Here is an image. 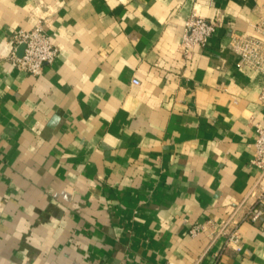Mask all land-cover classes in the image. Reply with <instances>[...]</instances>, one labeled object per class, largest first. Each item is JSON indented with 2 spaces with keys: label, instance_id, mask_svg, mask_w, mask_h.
<instances>
[{
  "label": "crops",
  "instance_id": "obj_1",
  "mask_svg": "<svg viewBox=\"0 0 264 264\" xmlns=\"http://www.w3.org/2000/svg\"><path fill=\"white\" fill-rule=\"evenodd\" d=\"M195 11L220 23L186 61ZM258 21L254 0H0V264H264V75L229 50ZM37 25L41 76L10 60ZM231 219L240 253L214 241Z\"/></svg>",
  "mask_w": 264,
  "mask_h": 264
},
{
  "label": "built area",
  "instance_id": "obj_2",
  "mask_svg": "<svg viewBox=\"0 0 264 264\" xmlns=\"http://www.w3.org/2000/svg\"><path fill=\"white\" fill-rule=\"evenodd\" d=\"M255 7L259 10V21L251 24L254 34L241 33L232 30L230 34L229 50L239 58V66L249 68L264 75V0H254ZM220 18L208 19L198 12H193L185 23L184 34L179 44V49L186 61H190L196 48H204L216 33ZM13 50L10 60L16 68L33 76H41L46 65L52 64L59 54L49 33L42 25L33 29H19L11 39ZM24 46L23 55H18V50ZM138 85L139 81L134 80ZM260 101L264 104V86L260 94ZM255 143L251 165L256 167L261 180L264 179V125L255 122ZM253 199L252 206L245 220L257 222L264 215V183L261 181L253 188L250 194ZM238 223L228 220L221 224L214 241L222 239L224 248H231L240 253L243 250ZM203 226L196 225L191 230L192 236H198Z\"/></svg>",
  "mask_w": 264,
  "mask_h": 264
},
{
  "label": "water",
  "instance_id": "obj_3",
  "mask_svg": "<svg viewBox=\"0 0 264 264\" xmlns=\"http://www.w3.org/2000/svg\"><path fill=\"white\" fill-rule=\"evenodd\" d=\"M24 46H21L20 48H19V51H18V55L19 56H22L23 55V50H24Z\"/></svg>",
  "mask_w": 264,
  "mask_h": 264
}]
</instances>
